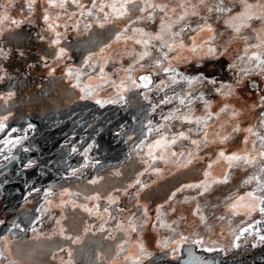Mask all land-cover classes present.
Segmentation results:
<instances>
[{"label":"rangeland","instance_id":"obj_1","mask_svg":"<svg viewBox=\"0 0 264 264\" xmlns=\"http://www.w3.org/2000/svg\"><path fill=\"white\" fill-rule=\"evenodd\" d=\"M38 1L79 99L134 119L122 159L93 140L90 175L92 148L16 210L1 195L20 164L6 156L29 136L0 96V217L33 224L0 233V264H264V0H0V53ZM83 118L59 121L80 131Z\"/></svg>","mask_w":264,"mask_h":264},{"label":"crops","instance_id":"obj_2","mask_svg":"<svg viewBox=\"0 0 264 264\" xmlns=\"http://www.w3.org/2000/svg\"><path fill=\"white\" fill-rule=\"evenodd\" d=\"M5 41H8V43L10 42V44L12 43V39H5ZM52 43L53 40L50 44L51 47H55ZM1 56L0 67L5 61H10V58L6 60L4 57L6 54L2 57ZM71 57L72 56L68 58V62L71 61ZM46 59H52L54 62H58L64 58L56 61L53 55L50 54ZM65 60H67V58ZM2 88L4 90L0 91V96L4 94H6V96L10 95L7 101H3V104L7 107L9 112L13 106H16L17 104L20 105V102L14 100L13 92L11 90L4 87ZM79 97V94H77V102L72 107L57 110L56 112L41 116L30 115L29 111H26L27 109L20 105L26 117L23 119L21 125L15 124L16 127L18 126L16 131H18L17 133L29 136L28 144L27 146H25L26 143L22 144L19 149H15L13 152H8L6 156L9 160H17L20 164L19 170L12 175L14 183L9 187L11 194L22 200V202L17 203L18 208L25 210V196H28V193L26 192L31 184L36 185V180L40 179L44 182H54V184H56V182L62 180V177L60 178L59 175L65 173L77 163L80 156L73 151L71 144L68 142V139L71 136H74V134L84 132L88 134V136L85 135L88 142L96 140L99 144L98 153L104 157L105 162L107 161L110 163L112 162L111 160L115 158L116 152L113 151V148L116 147L113 144L118 143L119 145V159H122L123 155L126 154L127 150L125 149L124 141L117 140V138L122 139V137H124L123 135L118 134L119 129L126 123L132 122V119H134L133 115L129 113L130 110L128 106L103 104L91 101L85 102L80 100ZM83 115L86 117L83 119L89 118V121L84 123V129L80 131L71 130L67 132L65 130L67 126L59 121L60 118H67L72 119L74 123H79L81 122L80 119ZM54 117L58 120L55 123H53L55 120ZM34 158L38 159V163L41 164L40 167H38L37 163H32H35ZM37 195L40 194L38 193ZM20 223H23L24 228L33 227V224L29 226L22 216H16L12 225H20ZM63 252L68 253V251L62 250L60 254L58 253L59 256Z\"/></svg>","mask_w":264,"mask_h":264},{"label":"trees","instance_id":"obj_3","mask_svg":"<svg viewBox=\"0 0 264 264\" xmlns=\"http://www.w3.org/2000/svg\"><path fill=\"white\" fill-rule=\"evenodd\" d=\"M45 12L42 1H38L30 17L6 37L12 44L0 53L7 54V48L11 52L4 56L10 61L0 67V91L2 87L11 90L14 100L32 116L53 113L77 102L76 89L60 70L68 60L46 59L53 52V34L43 19Z\"/></svg>","mask_w":264,"mask_h":264},{"label":"flooded vegetation","instance_id":"obj_4","mask_svg":"<svg viewBox=\"0 0 264 264\" xmlns=\"http://www.w3.org/2000/svg\"><path fill=\"white\" fill-rule=\"evenodd\" d=\"M74 137H76V136H74ZM71 138H72V136L68 139V142H69V144H71V146H72V143L69 141ZM89 143H90V142L87 141V138H85V146H87ZM78 155L80 156L79 153H78ZM4 192H5V193L2 194L1 196H2L4 199H7V200H8V203H9L10 208L18 210V209H19V208L17 207V203H18V201H17L16 197L13 196V195L11 194V192H6V191H4ZM25 210H28V209L25 208ZM16 216L18 217V215H13V214H12V215L9 216V217H7V216H2V217H0V233H1V234H4L9 228H11L13 222H14L15 219H16ZM155 254H159V255H161V256L166 255V256H165V259H166L167 257H168V258L170 257V255H169L167 252H163V251H160V250L155 251Z\"/></svg>","mask_w":264,"mask_h":264},{"label":"built area","instance_id":"obj_5","mask_svg":"<svg viewBox=\"0 0 264 264\" xmlns=\"http://www.w3.org/2000/svg\"><path fill=\"white\" fill-rule=\"evenodd\" d=\"M69 141L72 143V145H74L75 143H79L78 144V148L79 149H78L77 153H80V152L83 151V153L80 154V157L81 156L83 157L84 154L88 153L87 150L92 148L91 147L92 145H89V144L87 146H85V137L84 136L72 137ZM94 151H95V147L92 148V152L89 155L86 154V155H88V158L90 159V162L88 163V166L84 170L83 177L90 175L91 172H92V169L94 168V166H96V164L99 163V161H96L97 158L93 157V156H95ZM82 161H83V158H82ZM67 256H68L67 252H63L60 255V257L63 260H65L67 258Z\"/></svg>","mask_w":264,"mask_h":264},{"label":"water","instance_id":"obj_6","mask_svg":"<svg viewBox=\"0 0 264 264\" xmlns=\"http://www.w3.org/2000/svg\"><path fill=\"white\" fill-rule=\"evenodd\" d=\"M141 82L147 86V85H150L151 83V76L150 75H144L140 78Z\"/></svg>","mask_w":264,"mask_h":264},{"label":"snow or ice","instance_id":"obj_7","mask_svg":"<svg viewBox=\"0 0 264 264\" xmlns=\"http://www.w3.org/2000/svg\"><path fill=\"white\" fill-rule=\"evenodd\" d=\"M199 78V77H198ZM223 155V154H222Z\"/></svg>","mask_w":264,"mask_h":264}]
</instances>
